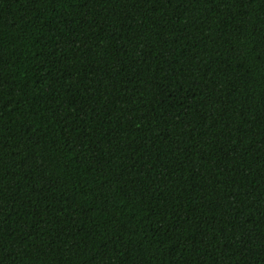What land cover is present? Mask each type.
I'll list each match as a JSON object with an SVG mask.
<instances>
[{"label": "trees", "instance_id": "obj_1", "mask_svg": "<svg viewBox=\"0 0 264 264\" xmlns=\"http://www.w3.org/2000/svg\"><path fill=\"white\" fill-rule=\"evenodd\" d=\"M0 264H264V0H0Z\"/></svg>", "mask_w": 264, "mask_h": 264}]
</instances>
